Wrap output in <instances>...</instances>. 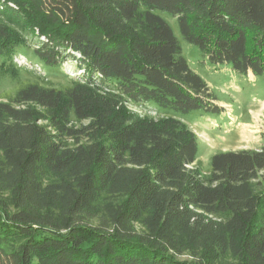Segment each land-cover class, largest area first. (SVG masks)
Listing matches in <instances>:
<instances>
[{
  "label": "trees",
  "instance_id": "16d2710c",
  "mask_svg": "<svg viewBox=\"0 0 264 264\" xmlns=\"http://www.w3.org/2000/svg\"><path fill=\"white\" fill-rule=\"evenodd\" d=\"M162 13L264 76V0H0V81L26 47L84 70L0 101V264H264V143L202 173L176 115L222 109Z\"/></svg>",
  "mask_w": 264,
  "mask_h": 264
},
{
  "label": "rangeland",
  "instance_id": "374dc122",
  "mask_svg": "<svg viewBox=\"0 0 264 264\" xmlns=\"http://www.w3.org/2000/svg\"><path fill=\"white\" fill-rule=\"evenodd\" d=\"M162 16L171 25L182 46L183 57L191 69L207 83L222 109L219 113L194 111L176 115L195 133L198 140L199 167L204 174L211 168L214 155L224 152L256 150L264 143V76L234 74L227 66L214 65L207 55L187 43L177 20L168 13ZM35 47H26L19 54L26 59L16 79L6 77L0 81V101L10 95L19 84L34 82L45 77L54 86L70 85L84 70L73 58L64 57L60 65L49 66L34 53Z\"/></svg>",
  "mask_w": 264,
  "mask_h": 264
},
{
  "label": "built area",
  "instance_id": "2783aa9c",
  "mask_svg": "<svg viewBox=\"0 0 264 264\" xmlns=\"http://www.w3.org/2000/svg\"><path fill=\"white\" fill-rule=\"evenodd\" d=\"M78 56H80L79 54H77ZM22 62V63H26L27 64V62H26V59L25 58H23V57H21V56H18V57H16V59H15V63L19 66V67H22L23 68V65H21L19 62Z\"/></svg>",
  "mask_w": 264,
  "mask_h": 264
}]
</instances>
